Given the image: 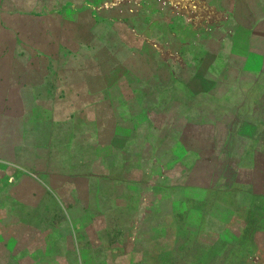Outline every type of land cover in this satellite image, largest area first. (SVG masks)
<instances>
[{
	"label": "crops",
	"instance_id": "0c3cea01",
	"mask_svg": "<svg viewBox=\"0 0 264 264\" xmlns=\"http://www.w3.org/2000/svg\"><path fill=\"white\" fill-rule=\"evenodd\" d=\"M127 1L117 3L125 11L114 16L130 33L127 42L118 43L122 59L117 66L132 76L124 79L122 87L133 89L130 102L136 104L129 118L137 121L134 130L144 135L152 166L164 169V180L173 185L164 197L157 198V202L168 201L169 206L161 212L154 196L150 210L128 208L126 202H120L123 193L103 191L102 200L112 201L108 213L132 218L124 223L119 219L114 224H93L88 213L90 223L82 227L72 224L75 237L68 243L69 251L64 252L62 236L59 243L50 241L57 249V264H63L68 252L70 264H173L179 247L174 244L176 234L172 224L159 217L177 216L203 202L206 209L208 194L242 193L254 203L264 201V194L252 192L250 185L264 155V0H135L129 7ZM112 37L110 33L106 41L109 48ZM146 42L152 47H145ZM118 98L120 101L121 96ZM10 120V132L3 136L0 129V247L8 249L26 247L24 233L32 231L23 220L28 191L15 189L31 182L46 186L49 182L44 179L45 150L22 138L16 140L15 120ZM102 147L100 162L104 165L110 146ZM118 152L124 157V150ZM102 181H108L105 189H112L110 177ZM57 199L62 197L55 190ZM214 212L209 223L219 216L221 226L223 223L228 229L232 212ZM204 214L199 211L197 224H191L194 230L206 233L202 231L207 226ZM209 228L219 239L223 229ZM33 231L40 233L41 229ZM78 232L85 238H79ZM223 245L221 239L194 241V246L207 249L212 264ZM198 255V259L204 258L201 249ZM39 256L47 259L46 254Z\"/></svg>",
	"mask_w": 264,
	"mask_h": 264
},
{
	"label": "rangeland",
	"instance_id": "374dc122",
	"mask_svg": "<svg viewBox=\"0 0 264 264\" xmlns=\"http://www.w3.org/2000/svg\"><path fill=\"white\" fill-rule=\"evenodd\" d=\"M120 1L0 0V129L5 136L13 129L10 119L14 118L16 140L22 138L45 150L48 165L44 179L49 181L47 186L34 181L15 189L28 191L29 206L23 220L32 231L24 233L26 247H0V264H57V249L50 241L59 243L62 236L64 252L69 251L68 243L75 237L72 224L82 227L90 223L89 214L93 224H114L119 219L124 223L128 216L108 213L112 201L102 200L103 191L123 193L120 202H126L128 208L150 210L154 196L157 202L172 189L173 185L164 180V169L149 161L145 137L134 130L137 121L129 118L136 103L130 102L132 87H122L125 78H132L130 72L117 66L122 59L118 43L130 38L126 26L114 17L125 11L117 4ZM134 1L128 0L127 7ZM110 33L112 48L106 43ZM104 46L109 49L104 50ZM150 46L146 42L145 47ZM22 113L27 117H19ZM139 129L145 131L144 127ZM108 144L110 157L103 165L102 146ZM119 148L125 151L124 157ZM263 156L250 179L252 192L257 194H264ZM103 177H110L112 189H105L108 181L103 182ZM54 188L63 201L54 200ZM241 194H208L206 209L203 202L177 216L159 217L172 224L176 234L174 244L179 247L173 264H212L208 263L207 249L194 246L198 239L206 243L223 241L214 264H264V201L254 203ZM157 203L161 212L169 206L163 199ZM226 209L232 212L228 229L223 223L222 228L219 216L215 223H209L211 212L216 214V210L219 215ZM203 210L207 226L202 231L206 233L194 230L192 225L197 224L198 212ZM209 227L223 229L219 239ZM38 228L40 233L33 231ZM78 237L85 235L78 232ZM200 249L204 258L198 259ZM39 254H46L47 259L42 260ZM67 254L63 264L71 263Z\"/></svg>",
	"mask_w": 264,
	"mask_h": 264
}]
</instances>
